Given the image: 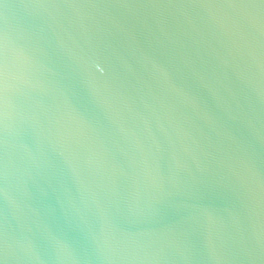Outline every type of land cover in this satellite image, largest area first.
Returning a JSON list of instances; mask_svg holds the SVG:
<instances>
[{
  "label": "water",
  "instance_id": "obj_1",
  "mask_svg": "<svg viewBox=\"0 0 264 264\" xmlns=\"http://www.w3.org/2000/svg\"><path fill=\"white\" fill-rule=\"evenodd\" d=\"M0 264H264L261 0H0Z\"/></svg>",
  "mask_w": 264,
  "mask_h": 264
},
{
  "label": "snow or ice",
  "instance_id": "obj_2",
  "mask_svg": "<svg viewBox=\"0 0 264 264\" xmlns=\"http://www.w3.org/2000/svg\"><path fill=\"white\" fill-rule=\"evenodd\" d=\"M261 6L264 7V0H261Z\"/></svg>",
  "mask_w": 264,
  "mask_h": 264
}]
</instances>
